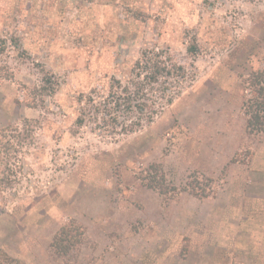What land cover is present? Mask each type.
I'll return each instance as SVG.
<instances>
[{"label":"rangeland","instance_id":"obj_1","mask_svg":"<svg viewBox=\"0 0 264 264\" xmlns=\"http://www.w3.org/2000/svg\"><path fill=\"white\" fill-rule=\"evenodd\" d=\"M152 47L192 64L194 80L134 132L77 125L78 97L105 94ZM263 60L264 0H0V128L14 136L0 144V252L21 264H264V133L246 127L239 89ZM150 163L176 194L143 183ZM189 179L212 193L193 196ZM70 218L83 243L56 255Z\"/></svg>","mask_w":264,"mask_h":264},{"label":"trees","instance_id":"obj_2","mask_svg":"<svg viewBox=\"0 0 264 264\" xmlns=\"http://www.w3.org/2000/svg\"><path fill=\"white\" fill-rule=\"evenodd\" d=\"M187 52L194 55L198 47L190 43ZM193 65L187 67L168 50L158 47L143 49L138 58L120 77L111 76L107 81V92L81 94L78 97V114L75 123L79 126L91 121L94 129L109 134L134 132L144 121L150 122L164 106L173 102L186 82L194 80ZM47 81V78H45ZM241 109L246 127L264 133V60L260 68L252 69L240 76ZM53 93V89L47 90ZM95 92V90H93ZM29 120H24L23 125ZM8 127L0 128V144L8 149L14 139L6 134ZM16 129V128H15ZM143 183L160 194H176V186L167 185L161 165L150 163L140 170ZM198 179H189L184 187L197 198H206L212 191L200 186ZM209 181H213L208 178ZM85 226L75 218L68 219L54 233L49 247L56 255H66L79 247L84 240ZM0 264H21L20 260L0 252Z\"/></svg>","mask_w":264,"mask_h":264}]
</instances>
